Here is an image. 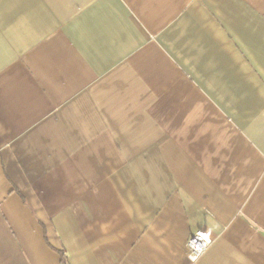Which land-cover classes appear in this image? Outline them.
Instances as JSON below:
<instances>
[{
  "label": "crops",
  "instance_id": "0c3cea01",
  "mask_svg": "<svg viewBox=\"0 0 264 264\" xmlns=\"http://www.w3.org/2000/svg\"><path fill=\"white\" fill-rule=\"evenodd\" d=\"M60 250L264 264V0H0V264Z\"/></svg>",
  "mask_w": 264,
  "mask_h": 264
},
{
  "label": "built area",
  "instance_id": "2783aa9c",
  "mask_svg": "<svg viewBox=\"0 0 264 264\" xmlns=\"http://www.w3.org/2000/svg\"><path fill=\"white\" fill-rule=\"evenodd\" d=\"M212 244V239L204 232L197 230L189 235L186 247L187 257L191 262H195Z\"/></svg>",
  "mask_w": 264,
  "mask_h": 264
},
{
  "label": "trees",
  "instance_id": "16d2710c",
  "mask_svg": "<svg viewBox=\"0 0 264 264\" xmlns=\"http://www.w3.org/2000/svg\"><path fill=\"white\" fill-rule=\"evenodd\" d=\"M59 253H60V262H61V264H68V262L66 260V257H65V255L63 253V251L60 250Z\"/></svg>",
  "mask_w": 264,
  "mask_h": 264
}]
</instances>
